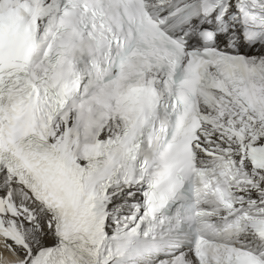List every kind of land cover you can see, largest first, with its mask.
I'll list each match as a JSON object with an SVG mask.
<instances>
[{
  "label": "snow or ice",
  "instance_id": "snow-or-ice-1",
  "mask_svg": "<svg viewBox=\"0 0 264 264\" xmlns=\"http://www.w3.org/2000/svg\"><path fill=\"white\" fill-rule=\"evenodd\" d=\"M0 264H264V0H0Z\"/></svg>",
  "mask_w": 264,
  "mask_h": 264
}]
</instances>
